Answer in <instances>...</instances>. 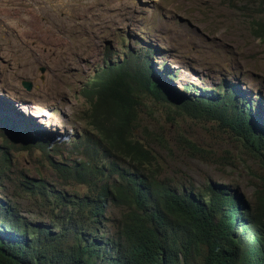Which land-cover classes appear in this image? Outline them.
Returning a JSON list of instances; mask_svg holds the SVG:
<instances>
[{
    "label": "trees",
    "instance_id": "obj_1",
    "mask_svg": "<svg viewBox=\"0 0 264 264\" xmlns=\"http://www.w3.org/2000/svg\"><path fill=\"white\" fill-rule=\"evenodd\" d=\"M131 56L80 89L95 134L86 142L17 128L21 141H10L0 129V264H264V174L250 195L222 183L202 191L179 186L156 151L163 135L137 127L141 116L135 117L138 108L148 119L158 114L171 123L216 121L264 170V123L252 112L255 104L240 105L235 92L218 90L186 97L144 58ZM183 142L190 156L204 155L197 143ZM34 145L42 147L53 177H19L9 199L3 182L17 171L14 154ZM19 194L33 198L41 219L24 216ZM111 206L122 211L109 229Z\"/></svg>",
    "mask_w": 264,
    "mask_h": 264
},
{
    "label": "rangeland",
    "instance_id": "obj_2",
    "mask_svg": "<svg viewBox=\"0 0 264 264\" xmlns=\"http://www.w3.org/2000/svg\"><path fill=\"white\" fill-rule=\"evenodd\" d=\"M259 21L264 23V5L258 0H0V117L38 137L86 142L95 134L80 89L96 72L137 55L186 97L215 96L218 90L235 92L240 105L253 101L252 112L264 123V29ZM139 63L131 61V68ZM140 116L137 127L163 135L156 151L165 175L179 186L202 191L222 183L250 195L264 174L216 121L180 118L171 123L158 114L148 119L136 108L135 117ZM183 138L204 148V155L190 156ZM14 166L17 171L7 173L3 182L8 198L15 195L19 177H53L40 146L15 153ZM18 200L24 216L40 217L25 197ZM121 211L108 209L109 229Z\"/></svg>",
    "mask_w": 264,
    "mask_h": 264
},
{
    "label": "clouds",
    "instance_id": "obj_3",
    "mask_svg": "<svg viewBox=\"0 0 264 264\" xmlns=\"http://www.w3.org/2000/svg\"><path fill=\"white\" fill-rule=\"evenodd\" d=\"M109 66V65H108ZM107 66V67H108ZM106 67V68H107ZM105 69V68H104ZM103 71V69L102 70H100V71H98V72H102ZM8 120H9V117H7V119H5V118H3V117H0V121H2V122H0V127L2 128V127H5V133H9V135H4L8 140H10V141H21V139H20V134H19V132L17 131V130H23V129H20V127L17 125V124H15V123H9L8 122ZM16 128H17V130H16ZM11 129V130H10ZM2 138V137H1ZM25 197L27 200H28V202H29V205L31 206V207H33V208H35V209H37L38 210V208H37V206H36V203H35V201L33 200V198L31 197V196H29V195H25V194H19V196L18 197ZM8 197V196H7ZM18 197H17V205L20 207V201L18 200ZM9 199H11V198H9ZM39 211V210H38ZM28 219V218H27ZM38 219H41V216L38 218ZM38 219H32V220H38Z\"/></svg>",
    "mask_w": 264,
    "mask_h": 264
},
{
    "label": "bare ground",
    "instance_id": "obj_4",
    "mask_svg": "<svg viewBox=\"0 0 264 264\" xmlns=\"http://www.w3.org/2000/svg\"><path fill=\"white\" fill-rule=\"evenodd\" d=\"M7 10V9H6ZM35 10V9H34ZM13 15V14H12ZM41 16V15H40ZM56 19V18H55ZM53 21V20H52ZM56 24V23H55ZM40 25V24H39ZM31 41V40H30ZM71 44V43H70ZM27 46V45H26ZM74 48V47H72ZM65 51V50H64ZM74 52V51H73ZM70 54V53H69ZM49 60V59H48ZM51 61V60H50ZM56 63V62H55ZM76 64V63H75ZM55 67V66H54ZM61 68V67H60ZM68 68V67H67ZM51 72V71H50ZM53 73V72H52ZM49 74V73H48ZM57 80V79H56Z\"/></svg>",
    "mask_w": 264,
    "mask_h": 264
},
{
    "label": "water",
    "instance_id": "obj_5",
    "mask_svg": "<svg viewBox=\"0 0 264 264\" xmlns=\"http://www.w3.org/2000/svg\"><path fill=\"white\" fill-rule=\"evenodd\" d=\"M24 86H25L27 89H30V85H29V84L24 83Z\"/></svg>",
    "mask_w": 264,
    "mask_h": 264
}]
</instances>
